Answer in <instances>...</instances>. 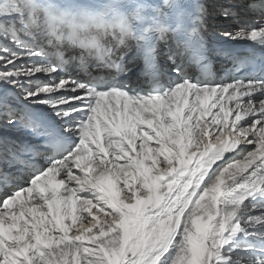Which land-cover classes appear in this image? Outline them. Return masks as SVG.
Returning <instances> with one entry per match:
<instances>
[{"label":"snow or ice","instance_id":"obj_1","mask_svg":"<svg viewBox=\"0 0 264 264\" xmlns=\"http://www.w3.org/2000/svg\"><path fill=\"white\" fill-rule=\"evenodd\" d=\"M0 264H264V0H0Z\"/></svg>","mask_w":264,"mask_h":264},{"label":"bare ground","instance_id":"obj_2","mask_svg":"<svg viewBox=\"0 0 264 264\" xmlns=\"http://www.w3.org/2000/svg\"><path fill=\"white\" fill-rule=\"evenodd\" d=\"M221 62H224V60H221Z\"/></svg>","mask_w":264,"mask_h":264}]
</instances>
